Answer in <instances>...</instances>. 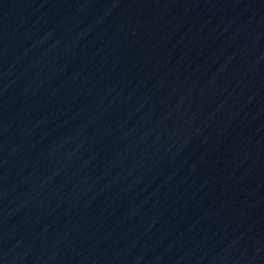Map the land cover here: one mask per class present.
<instances>
[{
  "label": "water",
  "instance_id": "95a60500",
  "mask_svg": "<svg viewBox=\"0 0 264 264\" xmlns=\"http://www.w3.org/2000/svg\"><path fill=\"white\" fill-rule=\"evenodd\" d=\"M0 264H264V0H0Z\"/></svg>",
  "mask_w": 264,
  "mask_h": 264
}]
</instances>
